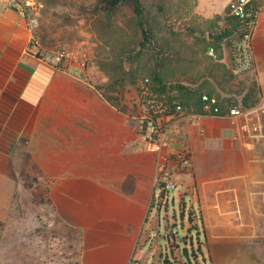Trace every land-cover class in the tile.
Segmentation results:
<instances>
[{
    "label": "crops",
    "instance_id": "0c3cea01",
    "mask_svg": "<svg viewBox=\"0 0 264 264\" xmlns=\"http://www.w3.org/2000/svg\"><path fill=\"white\" fill-rule=\"evenodd\" d=\"M31 34L30 21L10 0H0V264H33L27 254L35 264H53L52 229L40 222L24 228L18 221L17 238L5 248L11 215L23 219L12 210L21 179L15 166L39 174L57 217L77 232L71 247L77 258L67 264H135L155 221L158 163L170 169L182 200L185 194L198 200L204 262L264 264V136H250L239 119L185 109L160 120L159 148L150 151L131 99L121 110L93 80V70L34 57ZM253 44L264 93V12ZM185 148L187 167L173 159Z\"/></svg>",
    "mask_w": 264,
    "mask_h": 264
},
{
    "label": "rangeland",
    "instance_id": "374dc122",
    "mask_svg": "<svg viewBox=\"0 0 264 264\" xmlns=\"http://www.w3.org/2000/svg\"><path fill=\"white\" fill-rule=\"evenodd\" d=\"M140 1L147 38L130 0L118 4L112 12H106L101 0H36V6L42 7H27L24 16L28 21L38 19L34 34L44 51L68 52L61 67L76 63L93 70V80L121 110H128L125 99H131L132 105L135 100L145 105L148 92L157 95L153 91L155 74L162 76L167 93L180 102L195 104L203 91L219 96L226 105L232 100L258 102V94L244 99L257 82L255 73L234 75L221 44L216 58L206 53V46L229 26L235 0ZM178 84L187 88L184 94L178 92ZM131 109L138 117L137 107ZM49 189L37 172L24 166L12 209L21 212L23 219L15 220L11 215L5 228V248H11L17 238L13 229L18 221L24 228L33 224L38 227L40 222L52 229V263L67 264L77 258L71 247L78 241V234L57 217L49 201ZM179 191L180 186L168 193L160 186L155 188V221L141 239L135 264H210L208 258L204 262L207 238L198 200L192 201L188 194L182 200ZM24 251L29 252L27 246ZM25 260L37 263L28 254Z\"/></svg>",
    "mask_w": 264,
    "mask_h": 264
},
{
    "label": "built area",
    "instance_id": "2783aa9c",
    "mask_svg": "<svg viewBox=\"0 0 264 264\" xmlns=\"http://www.w3.org/2000/svg\"><path fill=\"white\" fill-rule=\"evenodd\" d=\"M10 3L23 16L27 7H34L37 4L36 0H10ZM36 7H42V5L39 4ZM262 12H264V1L262 0H235L232 4L229 15L235 24L222 38L221 46L224 49V59L228 61L232 73L236 76L255 73L256 71L253 37ZM30 24L32 34L29 38V53L40 60L60 66L63 60L69 56V53L60 50L44 51L34 34V27L38 25V19L36 17L31 18ZM206 53L209 57L216 58L218 56V50L213 45L207 47ZM143 93L147 92L143 91ZM201 101V114L230 116L239 119L250 136H264V93L262 91L258 102L249 106L232 100L223 110L220 99L208 94H203ZM134 105L137 107L139 130L148 139L147 149L155 151L159 148L158 136L163 133L164 127L160 120L163 117L181 114L184 112V108L180 103H177L174 112L166 114L165 108L158 107L154 111V114H159L155 119L148 113L142 102L135 100L132 107ZM173 157L176 162L184 167L191 164V152L188 148L174 152ZM157 170L159 172L156 178L157 186H160L164 193L174 191L177 188V183L172 179L170 169L167 168L166 164L158 163Z\"/></svg>",
    "mask_w": 264,
    "mask_h": 264
},
{
    "label": "trees",
    "instance_id": "16d2710c",
    "mask_svg": "<svg viewBox=\"0 0 264 264\" xmlns=\"http://www.w3.org/2000/svg\"><path fill=\"white\" fill-rule=\"evenodd\" d=\"M124 1L125 0H101L102 4L105 7L106 12L114 11L115 8L118 6V4H120ZM130 1H132L134 4V12H135L136 17L138 19V24H139V26H140L143 34H144V37L147 38V30L144 27V10H143L141 1L140 0H130ZM230 11H231V9H230ZM228 17L230 19L229 20V26L226 29H224L222 31V33H220L215 40H212L206 46V48L210 45H213L218 50V47L221 44L222 38L228 33L230 27L234 26V24H235L232 17L230 15ZM154 79H155V82L153 84L154 85L153 91L154 92L156 91L157 95H154L152 92H148L147 96H149V95L150 96L148 98L147 103L145 104V107H146V110L148 111V113L150 115H152L155 119L159 115V114H154L155 109H157L158 107L165 108L166 109L165 113L170 114V113L174 112L176 104L180 103L183 106L184 110L185 109H193V110H197L198 112H201V110H202V101H201L202 95L208 94L210 96H216L210 92H204L203 91V92H200L199 95H197V92H195L197 95V100H196L195 104H192L190 101L180 102V101H177L174 96H171L170 94H168L169 91H167V87L164 83L162 76H160L159 74H155ZM177 87H178V92H180L181 94L182 93L184 94V91L187 90V88L185 86H180V84H178ZM195 93H194V95H195ZM255 94H258V96H260V94H261V88L256 81L253 83V86L249 89V92L245 95L244 99H246L248 97H252ZM216 97L219 98V96H216ZM241 103L244 106H249V105L253 104V103L249 104L247 101H242ZM220 104H221L222 109L224 110L226 107V104L221 99H220ZM18 152L20 153L21 157H23L22 155L24 154V149L22 147L19 148ZM15 168H17V170H19L21 172V166H15ZM163 194L164 193H162V197H164ZM2 225L3 224L0 221V228L2 227Z\"/></svg>",
    "mask_w": 264,
    "mask_h": 264
}]
</instances>
